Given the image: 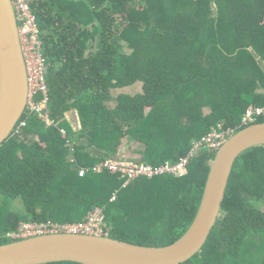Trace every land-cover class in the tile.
<instances>
[{"label": "trees", "instance_id": "1", "mask_svg": "<svg viewBox=\"0 0 264 264\" xmlns=\"http://www.w3.org/2000/svg\"><path fill=\"white\" fill-rule=\"evenodd\" d=\"M26 1L58 127L27 110L20 120L27 126L0 147V195L25 208L20 214L0 204V245L12 242L7 234L21 222L80 223L96 207L114 239L174 243L197 215L215 151L198 152L182 176L139 178L124 189L119 174L80 177L79 170L105 159L92 148L117 156L129 139L136 160L176 163L219 125L243 129L247 108L264 106V0ZM138 83V94H114ZM70 112L79 115L78 131ZM260 245L264 146L238 157L207 243L183 264H245V251Z\"/></svg>", "mask_w": 264, "mask_h": 264}, {"label": "water", "instance_id": "2", "mask_svg": "<svg viewBox=\"0 0 264 264\" xmlns=\"http://www.w3.org/2000/svg\"><path fill=\"white\" fill-rule=\"evenodd\" d=\"M91 48L92 44L90 51ZM48 72L47 65L46 74ZM27 103L28 78L13 0H0V147L12 135ZM258 146H264V122L245 127L222 145L211 162L193 223L170 245H139L108 235L47 234L0 245V264L186 263L205 246L220 217L236 160L245 151ZM92 150L100 157L116 158L95 148Z\"/></svg>", "mask_w": 264, "mask_h": 264}, {"label": "built area", "instance_id": "3", "mask_svg": "<svg viewBox=\"0 0 264 264\" xmlns=\"http://www.w3.org/2000/svg\"><path fill=\"white\" fill-rule=\"evenodd\" d=\"M16 18L19 25V32L22 43V50L25 59L28 78V103L26 111L35 113L45 121L48 127L58 124L51 119L49 112V87L46 80L47 61L42 51V41L39 35V27L36 16L30 9L26 0H13ZM25 111V112H26ZM264 117V106H249L245 111L239 127L248 126L258 118ZM27 126V121H19L12 134L17 135L21 129ZM64 138L67 137L65 129L60 128ZM235 129H224L221 125L213 131L195 140L192 148L185 157L178 162L166 161L159 165H151L140 162L136 159L126 157L106 158L101 162L88 168H80L79 176L84 177L88 172L103 173L110 172L119 174L124 179L120 189L126 188L132 181L139 178H154L162 175L182 176L187 172L189 162L201 150L217 151L234 134ZM71 144L70 141H68ZM74 161V160H73ZM120 189L115 190L110 201L116 200ZM108 227L105 223L104 209L94 208L84 222L80 223H59L53 220L46 222H21L18 228L7 234L12 241L28 239L32 237L71 233L102 236L107 235Z\"/></svg>", "mask_w": 264, "mask_h": 264}, {"label": "rangeland", "instance_id": "4", "mask_svg": "<svg viewBox=\"0 0 264 264\" xmlns=\"http://www.w3.org/2000/svg\"><path fill=\"white\" fill-rule=\"evenodd\" d=\"M141 89H142V84L138 83L131 87L115 89L114 94L116 96L118 94L135 95V94L140 93ZM112 106H114V103H112ZM68 118L70 119L71 123L75 127L76 129L75 131H78L80 129L79 123L74 121V119L77 120V117H75L73 114H70L68 115ZM135 145H136L135 141H132L129 139L125 140L124 146L122 147V151L124 153L123 157L135 159V156H134ZM0 204H5L4 206L20 214H22L25 211V208H24V205L21 199H17L15 201L10 202L4 196L0 195ZM244 258H245L244 259L245 264H264V245H260V248L255 247V246L250 247L248 250L245 251Z\"/></svg>", "mask_w": 264, "mask_h": 264}, {"label": "crops", "instance_id": "5", "mask_svg": "<svg viewBox=\"0 0 264 264\" xmlns=\"http://www.w3.org/2000/svg\"><path fill=\"white\" fill-rule=\"evenodd\" d=\"M70 114H73L75 117H77V120L74 119V121L77 122V123H79V128L81 129V120H80V118H79L78 113H77V112H70V113L67 114V119H68V121H69L70 124L72 125L73 129L76 130L75 127L73 126V124L71 123L70 119L68 118V115H70ZM80 129H79V130H80ZM121 151H122V148H121ZM121 151H120L119 155H117V156H115V157H123V156H124V153H123V151H122V153H121ZM91 153H92L93 155H96V153H95L92 149H91ZM97 156H98V155H97ZM105 159H106V158H105ZM72 160H74V158H71V161H72Z\"/></svg>", "mask_w": 264, "mask_h": 264}, {"label": "clouds", "instance_id": "6", "mask_svg": "<svg viewBox=\"0 0 264 264\" xmlns=\"http://www.w3.org/2000/svg\"><path fill=\"white\" fill-rule=\"evenodd\" d=\"M241 120H242V119H241ZM251 124H255V122H253V123H251ZM251 124H250V125H251ZM248 126H249V125H248ZM245 127H247V126H244V128H245ZM244 128H243V129H244ZM241 130H242V129H241ZM239 131H240V130H239ZM237 132H238V131H237ZM217 151H218V150H217ZM217 151H215V152L217 153Z\"/></svg>", "mask_w": 264, "mask_h": 264}]
</instances>
